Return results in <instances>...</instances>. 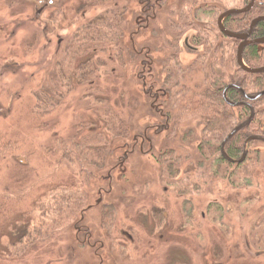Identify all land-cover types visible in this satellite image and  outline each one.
Returning <instances> with one entry per match:
<instances>
[{
    "label": "rangeland",
    "instance_id": "1",
    "mask_svg": "<svg viewBox=\"0 0 264 264\" xmlns=\"http://www.w3.org/2000/svg\"><path fill=\"white\" fill-rule=\"evenodd\" d=\"M89 1L94 8L89 9L86 0H0V136L6 133L15 141L0 151V264H264V251L259 252L264 244L256 243L260 234L264 236V174L240 189L228 177L214 175L210 164L216 156L207 159L199 149L202 142L215 144V134L202 130L207 112H189L181 100L207 86V68L228 73L234 67L230 52L223 70L215 66L222 42L209 25L213 16L202 11L236 9L242 0H166L148 29L138 32L143 20L137 0ZM185 1H196L201 10L194 13L197 26L211 27L204 45L189 43L197 55L183 46L191 32L177 38L175 25L181 23V9L186 12ZM58 4L63 18L54 10ZM114 7L122 9L119 47L109 44L103 52L91 46L80 57L104 63L96 66L98 90L78 89L48 113L40 89L44 78L53 82L52 76L66 64L67 40L79 24L107 20ZM102 31L108 32L105 27ZM205 45L211 47L207 56ZM179 47L180 67L189 70L183 74L170 65L162 70L159 62ZM168 75L169 95L153 99ZM106 101L127 118L125 139L106 131ZM98 133L109 139L104 165L79 172L71 160L92 143L73 142ZM253 148L260 150L264 167V147ZM65 152L69 162L63 159ZM163 153L168 165L153 157ZM237 174L241 179L242 173ZM60 184H74L87 194L82 218L64 239L39 246L23 259L9 258L1 245L4 237L13 235L15 226L9 222L14 218L18 223L21 212L31 217L36 199H44L50 186ZM109 205L110 224L101 227V208ZM157 211L164 215L156 217Z\"/></svg>",
    "mask_w": 264,
    "mask_h": 264
},
{
    "label": "trees",
    "instance_id": "2",
    "mask_svg": "<svg viewBox=\"0 0 264 264\" xmlns=\"http://www.w3.org/2000/svg\"><path fill=\"white\" fill-rule=\"evenodd\" d=\"M86 1H88V4H91L89 0ZM216 2L220 3L219 0H216ZM247 2L248 0H242V4L244 5ZM94 7L91 4L89 9ZM118 9V7H114L112 12L107 14V20L104 17H99L79 24L73 32L72 37L67 40L64 55H69V57L65 61L66 64H64L63 68H59L56 74L52 76L53 82L48 78H44L46 83L40 89L41 103L43 102L41 105L46 108L49 107L48 113H51L61 106L66 97L78 89H81V91L85 89V91L90 92L98 90V85L95 82L98 79L96 66L103 67L104 63L96 60L97 64H95L90 59L81 60V58L85 56L88 49H91V46H97L103 52H108L109 44L113 48L119 47L117 30L121 16L120 10L122 11V9ZM54 10H58L59 15L63 18L64 10L62 5H56ZM181 10V23L179 22V25H175V28L179 29L177 38L185 32H192L194 37L197 38L196 42L204 45L203 40L210 34L209 28L211 27L197 26V23L194 22L195 16L193 20L191 19L194 14L191 15V7L189 5H186V12L183 9ZM202 12L209 13V15L213 16V21L209 25L217 31L216 17L221 12L217 13L215 11L214 13L211 8L209 11L203 10ZM52 16H55V12ZM75 18L76 16L73 14L72 19ZM258 18H264V0H256L253 7L245 14L227 17L224 22V29L235 35L246 34L250 29L252 21ZM53 21L57 22L56 19ZM103 27L108 30L106 35L102 33ZM218 36H222V39L226 43L224 45L222 42L218 47L220 48L221 55L220 59L215 62V66L218 63L217 66L223 70L225 62L227 61L225 57L230 52V61L234 65L233 69H229L228 73H223L222 71H215L212 67L207 68L209 71L206 80L207 86L198 94L191 93L187 99L183 95L181 100L184 104H188L182 106L189 112H207L202 130L207 134H215L212 137L215 144L209 145L208 143L202 142L199 146V149H201L200 152L204 153L207 159L216 156L215 159L212 158L210 164L214 175H218L222 180L228 177L227 181L236 184L239 186L236 188L240 189L243 184L250 186L255 176L258 177V175L264 174V167L260 162V150L253 148L257 145L264 147V95L249 102L253 112H250L247 107L239 105L241 102H247L243 98L242 92L249 97H255L264 91V72L260 74H249L240 69L236 64L235 58L236 47L239 41L228 38L219 32L217 33ZM250 39L252 41L264 39V21H259L253 26ZM101 41L105 43H101ZM205 46L203 56H207L211 51L210 46ZM171 57L175 58L174 61L178 64L177 53H172ZM241 57L244 65L250 70L264 68V41L246 45L242 50ZM77 62L78 64L76 65ZM179 68L182 69L181 67ZM186 69L187 67H183L181 73L184 74L189 70V67ZM101 70L103 71V69ZM169 78L171 76H166L167 82ZM93 81L94 83H92ZM226 88L228 91L223 96ZM97 100L102 101V98ZM105 103L107 106L103 113L106 131L114 138L125 139L128 135L127 118H124L120 113L113 110L108 101ZM228 103L235 104L238 113ZM33 115L38 114L33 112ZM85 126L88 125L85 124ZM14 143L15 141L7 139V134L4 133L0 136V151L10 147ZM73 143H77L75 146L92 143L90 147L87 145L85 149L80 150L78 159L71 160L72 164H77L79 172L85 169L87 170L88 167L95 169L103 167L104 152L108 150L109 145V139L104 133L90 134L88 137H84L83 141L79 140ZM59 144L63 145L62 141ZM165 155L166 153L161 155L153 154V157L157 162L165 165L168 162L163 159ZM63 159L69 162L68 152L63 154ZM237 172L242 173L241 179L238 177ZM68 186L69 188H67V185L62 184L56 187L50 186L48 188L49 190L45 191L48 194L45 197L46 200L42 197L36 199V207L34 208L37 210L32 209L35 210V213L33 215L31 214L33 216H31L32 218L27 217L24 212H21V220L18 223L14 221V218L13 221L9 222L10 224L13 223L11 224L12 226H15L14 229L12 227L13 235L4 237L3 242H1V245L7 249L6 253L9 255V258L23 259L39 246H48L50 242H56L57 239H64L70 227L77 224L75 221L82 218L88 196L74 184H69ZM178 192L184 195L183 191ZM15 200L17 201V199ZM112 213L113 207L110 205L101 208V215L104 219L103 221L101 220V227L109 226ZM160 214L162 216L163 212H155L156 217L160 216ZM32 221L35 225L32 224ZM256 243L264 244V236L260 234L256 239ZM261 249L264 248L259 246V252L264 251Z\"/></svg>",
    "mask_w": 264,
    "mask_h": 264
},
{
    "label": "flooded vegetation",
    "instance_id": "3",
    "mask_svg": "<svg viewBox=\"0 0 264 264\" xmlns=\"http://www.w3.org/2000/svg\"><path fill=\"white\" fill-rule=\"evenodd\" d=\"M165 1L166 0H137V3H138V5L140 6V12H141V19L143 20V24L142 25H140V26H138L139 28L137 29V31L136 32H138V30H140V29H143V30H146V29H148V27H149V22L150 21H154L155 19H156V17H157V15H158V13H159V9L158 8H160L164 3H165ZM256 1V0H255ZM255 1H254V3H255ZM197 2L196 1H193L191 4H188V2H184L183 4L184 5H189L190 7H191V14L193 15L194 13H197L198 11L200 12L201 10L199 9V7H198V5L196 4ZM249 5H250V0H248V2H247V4L246 5H244V4H242V6H241V8H236V9H231V10H244V9H246L247 7H249ZM253 7V5L251 6V8ZM250 8V9H251ZM249 9V10H250ZM248 10V11H249ZM227 11H230V10H225V11H222L220 14H218L217 15V17H216V27H217V31H216V33H220V34H222V35H224L223 33H222V31H221V28L224 30V31H226L225 29H224V22H225V20H226V18L227 17H230V16H233V15H230V16H227V17H224L223 18V20H222V22H221V27H219V23H218V20H219V18H220V16H222L223 14H225ZM247 11V12H248ZM247 12H245V13H247ZM245 13H242V14H245ZM242 14H238V15H242ZM194 17V15L192 16V18ZM179 19H180V16H179ZM258 20H260V21H264V18H258V19H255V20H253L252 21V23L254 22V21H256V23L257 22H259ZM195 21V20H194ZM177 22H179V20L177 21ZM252 23H251V25H252ZM255 23V24H256ZM254 24V25H255ZM250 25V26H251ZM253 25V26H254ZM226 32H228V31H226ZM188 32H185L183 35H185V34H187ZM192 33V32H191ZM229 33V32H228ZM232 34V33H231ZM183 35L182 36H180L179 37V39L180 38H182L183 37ZM236 35H238V34H236ZM242 35H244V34H242ZM225 36V35H224ZM227 37V36H226ZM250 37H251V34H250ZM250 37L248 38V40H247V44L246 45H249V44H252V43H259V42H263L264 41V39H262V40H256V41H252L251 39H250ZM186 38V37H185ZM229 38V37H228ZM190 39H191V42H190ZM190 39H188V38H186V39H184V41H183V46H184V48L186 49V50H189L190 51V53H193L194 52V49L192 48V46H190V44L191 43H193L194 45L193 46H197L198 45V43L196 42V39H195V37H194V35H193V33H192V37L190 38ZM216 39H220L221 40V42H223L222 40V36L221 37H217L216 36ZM238 40V39H237ZM239 42H238V44H237V47L236 48H238V46H239V44L242 42V40H238ZM190 43V44H189ZM245 45V46H246ZM177 46H179V45H177ZM199 47V46H198ZM148 50V49H147ZM142 52H143V50H142ZM148 52V51H147ZM193 54H196V53H193ZM236 54H237V49H236ZM236 54H235V58H236ZM197 55V54H196ZM144 58L146 59L145 60V66H148L150 63H149V57H148V54L147 53H145V56H144ZM174 59L175 58H173V57H171V55H170V58H168V59H166V60H164L163 62H159V64H160V68L163 70V69H167L168 67H169V65L170 66H172V67H175V68H179L180 67V65L182 64L181 62V53H180V47H179V50L177 51V59H178V64H176V62L174 61ZM236 64H237V66L238 67H240L239 65H238V63H237V59H236ZM244 64V63H243ZM245 66V65H244ZM246 67V66H245ZM241 69V68H240ZM170 79V78H169ZM169 79H168V82L166 81V76H165V78H164V80L162 81V83H161V85L163 86V87H161L162 89H159V94L158 93H154L153 95H151V97L153 98V99H156V96L158 95V96H162V97H164V96H166L167 97V95L166 94H168L169 95V91H167V89H166V87H168L169 86ZM165 86V87H164ZM234 88V87H233ZM170 90V89H169ZM228 91V89L226 88V90L224 91V93H223V96H225V94H226V92ZM157 94V95H156ZM242 95H243V98L247 101L246 103H244V102H241L239 105L240 106H243V107H247L249 110H250V112H253V110L251 109V107H250V105H249V102H252V101H254V100H256L257 98H259L260 96H262V95H264V91L263 92H261V93H259L257 96H255V97H249V96H247V95H245L243 92H242ZM225 100V99H224ZM226 101V100H225ZM152 104V103H151ZM229 104V103H228ZM229 105H231V107L232 108H234V110H235V112L236 113H238V110L236 109V106H235V104H229ZM152 108V107H151ZM158 113V112H157ZM159 115H162L161 113H158ZM143 142V141H142Z\"/></svg>",
    "mask_w": 264,
    "mask_h": 264
},
{
    "label": "water",
    "instance_id": "4",
    "mask_svg": "<svg viewBox=\"0 0 264 264\" xmlns=\"http://www.w3.org/2000/svg\"><path fill=\"white\" fill-rule=\"evenodd\" d=\"M254 1L255 0H250V5L249 7H247L246 9L244 10H230V11H227L225 14H223L222 16H220L219 20H218V23H219V27H221V22L223 20L224 17H227V16H230V15H238V14H242V13H245L247 12L251 6L254 4ZM260 21V20H258ZM256 23V21H254L252 23V25L250 26V29L248 31V33L244 34V35H235V34H231V33H228L226 31H224L222 28H221V31L222 33L229 37V38H232V39H238V40H242V42L239 44L238 48H237V54H236V59H237V63L238 65L240 66V68L249 73V74H260V73H263L264 72V68H261V69H256V70H250L248 69L247 67L244 66L243 62H242V57H241V54H242V50L243 48L245 47V45L247 44V40L248 38L250 37V34H251V31L253 29V25ZM99 203V201H98Z\"/></svg>",
    "mask_w": 264,
    "mask_h": 264
}]
</instances>
